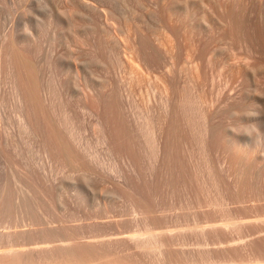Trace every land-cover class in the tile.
Returning a JSON list of instances; mask_svg holds the SVG:
<instances>
[{
  "label": "rangeland",
  "instance_id": "rangeland-1",
  "mask_svg": "<svg viewBox=\"0 0 264 264\" xmlns=\"http://www.w3.org/2000/svg\"><path fill=\"white\" fill-rule=\"evenodd\" d=\"M34 1L21 0L6 9L4 5L8 25L14 26L19 18L26 16V10L34 7ZM168 1L114 2L118 10L115 11V39L121 64L101 71L102 76L117 84L140 163L115 150L110 137L111 126H105L100 114L105 96L100 98L101 102L97 101L99 106L95 108L87 99L83 100L79 133L84 173L88 174L84 186L89 183L90 189L84 187L78 197L75 190H70L62 224L58 223L60 214L54 196L33 190L38 201L36 211L45 215L44 223L27 227L23 222L19 226L9 224L12 226L8 229L1 227L0 247L4 248L9 241L22 244L28 231L36 243L45 240L51 245L35 249L31 257L23 254L24 259L22 254L1 255L0 264H264V128L257 124V118H240L233 112L248 103H256L254 97L245 100L243 91L252 90V94H257L264 89V77H261L264 55L259 56L261 53L258 54L257 42L252 36L232 30L227 9H241L242 16L255 22L258 13L264 10L263 0H238L240 6L230 7L229 0H205L209 5L203 0L205 9L200 6L202 0ZM141 25L146 30L142 33L149 31L153 40L152 35L157 36L155 45L164 58L165 67L147 68L136 56L137 51L134 53L127 48V41L134 37L133 28L142 29ZM140 27L136 29L139 31ZM54 33V40L61 37L58 31ZM56 41L53 55L64 52L63 45ZM44 44L41 50L46 54ZM43 52L40 51V55ZM247 65L253 82L247 79L250 75H245L246 79L241 82L235 81L233 73L237 67L246 69ZM170 71H176L173 74L177 85L173 86L174 82L169 79V75H173ZM3 90L4 85L0 84V97ZM87 95L91 97L95 92L88 90ZM163 101L167 102L165 110ZM173 101L177 106L174 115L177 129L170 132L168 105ZM230 128L236 130L233 132ZM247 130H253L255 140L242 137V132ZM0 134L2 138L18 140L16 117L10 107L0 111ZM167 138L171 155L166 163ZM18 160L21 167L22 162ZM34 160L41 163L42 158L35 156ZM48 169L44 175L58 182L61 174ZM42 228L49 229L51 235L38 237ZM169 228L175 230L172 232ZM13 231L19 232L20 238H16ZM142 232L149 235L143 233L141 238ZM63 241L70 247L63 245ZM67 248L72 251L69 256L64 254Z\"/></svg>",
  "mask_w": 264,
  "mask_h": 264
},
{
  "label": "bare ground",
  "instance_id": "bare-ground-1",
  "mask_svg": "<svg viewBox=\"0 0 264 264\" xmlns=\"http://www.w3.org/2000/svg\"><path fill=\"white\" fill-rule=\"evenodd\" d=\"M20 1L21 0H0V19L1 17L3 18L2 21L0 20V84L4 85V93L0 97V111L6 107L8 110V107H10V109L14 112L18 135V140L15 141L13 139L2 138L0 134V228L3 227L4 229H8L12 226H9V224H16V226H19L18 224H22L24 222L23 226L27 224L28 227L29 224L30 227V224L44 223L42 219L45 215L41 216V214L36 211V204L38 201L33 195V190H38L39 193H47L50 195V197L54 196L56 209L60 214L58 217V223L62 224L64 222V212L66 210L67 199L69 197L70 190H75L74 194L78 197L79 193H81L85 187L84 183L87 180V173H84L85 161L83 159L84 154H82V143L79 133V113L83 107V100L87 99L89 104L95 108V106L97 107L98 105L97 101H100V98L105 96L103 102L100 101L102 103V112L100 109V114L105 126L106 124L111 126V129H109L110 137L113 143H115V150L117 149V151L129 156L134 163L138 162L139 160L138 153L133 146L134 138L131 132L132 128L130 130L128 127L130 124H127V117H125V113L123 112V105L117 84L112 79L110 80L109 78H105V76L101 75L102 70L106 71L109 69L108 66H119L121 64V61L117 56L119 45L115 39V32H117L115 31V11L118 12L114 6V2L116 0H35L34 7L27 10L25 9L27 11L26 16H24L21 20L19 18V21L14 26L8 25L9 20L6 17L4 5H6V9L8 5L12 6L15 2V4H17ZM181 1L184 2L185 0ZM208 1L212 2V0ZM229 1H231L229 7L231 5L234 6L238 4V0ZM204 3H206V1ZM204 3L200 5L202 8H204ZM262 4L264 7V0ZM227 9L231 26L233 28L232 30L244 31L249 35V37L252 36V39L257 42L256 44L258 50L257 52H259L258 54L261 53L259 56L264 55V10L262 13H258L257 20H255V22H253V20L250 22L246 16H242L241 9L237 8L235 10L233 7ZM22 11L21 14L23 13ZM120 12L121 11L119 10V13ZM203 13L201 15H203ZM149 14L151 13L149 12ZM117 17L119 18L120 16L117 15ZM149 19L151 21L150 17ZM201 23L203 24V22ZM139 27L140 26L135 27L132 30L131 34H133L134 40H126L127 48L130 49L131 52L134 50V53L137 51L136 56H139L140 59L143 60L147 68H158L160 65L165 67L166 64L163 60L164 58H162V55L159 54L160 51L155 45L157 36L155 37V34L152 35L154 36L153 40V37L151 38V33L149 34V31L148 34L142 33L145 30V27L143 28L142 26L143 30L140 27L141 30L138 31L136 28ZM54 31H58L61 34V37L56 39L57 41L54 40ZM153 32L155 33V31ZM55 41L63 45L64 52L58 53L56 55L52 54L53 44ZM43 43H45L44 45L47 46L46 54H44L43 50H41ZM40 51L43 52L42 55H40ZM247 67L249 66L247 65L246 69H240L237 67L233 73L235 81H238L239 79V82H241V80L246 79L245 75H250L247 77V79H251L253 82L251 72H247V70L250 68ZM170 69L172 70V67ZM113 70L116 71V69ZM173 72L171 73L170 71V74H173ZM174 74H176V71ZM174 74L172 77L169 75V79L172 80V83L174 82L173 86L176 83ZM261 77H264V75ZM120 82L121 81H119V83ZM145 87H148L147 84ZM88 90L94 91L95 95L89 97L87 95ZM151 91L153 92V90ZM251 91H243L242 97L245 98V100L246 98L254 97L257 104H253V102L250 104L248 103L246 106H242V108L233 112L236 113L240 118H257L259 123H256L261 124L262 128H264V89H262V91L258 92L257 94H252ZM161 103L164 105V108L162 109L165 110L167 102L163 101ZM175 103L176 102L173 101L170 105H168L169 109L171 110V118L168 124V129L170 132L177 129V119L175 120L174 117L176 111L175 107H177L175 106ZM99 108H101V106ZM236 114H233V116ZM160 118L161 116L159 119ZM247 124L249 123L247 122ZM253 129L255 128L253 127ZM104 131L105 130H102V132ZM243 132L242 137L244 139L250 141L255 140L253 130H247L244 133ZM170 144L171 143L167 138L164 144V159L166 163L169 155H171V151L169 152L170 149L168 150V146ZM35 156L37 158L39 157V159L40 157L42 158L41 163H36L34 160ZM18 159H20L22 162L21 167V164L19 165V162H17ZM47 168H49L48 170L51 172L61 174V176H59L60 180L58 182L54 183L48 179L49 177L47 178V176L44 175V171ZM168 172H166V174ZM87 186L85 188H88ZM3 224H8V226H3ZM217 226L222 225L217 224ZM163 229L166 230L165 228ZM173 229L175 230V228L170 230L173 232ZM17 230L19 231V229ZM1 231L3 232V230ZM19 232H14L16 234L14 235L16 238L19 237L17 234ZM39 232L40 233L38 237L40 238H46L51 235V231L49 229L42 228ZM143 233L146 232H142V234L140 233V236L143 235ZM152 233L153 232L151 231V234ZM168 233L171 232L169 231ZM29 234L30 233L28 231L27 236L24 238V242L22 244L9 241L4 248L0 247V256H4L5 254H9L10 256L14 255L15 257L21 254L30 256L34 253L35 249H44V247L48 244L51 245L48 243L49 241L45 240L41 241V243H36L33 240V237H30ZM12 238L13 237H11V239ZM131 238L134 239V236ZM63 242H61V244H67V242ZM75 243L77 242H74V244ZM68 245L69 244H67V246ZM51 247L52 246H50V248ZM72 247L73 246H71V248ZM59 248H61V246ZM156 250L160 252L159 248ZM71 253L72 251L68 248L64 250V254L67 256H69ZM25 256H22L23 259ZM9 258L11 259V257ZM21 261L22 259L20 262Z\"/></svg>",
  "mask_w": 264,
  "mask_h": 264
}]
</instances>
